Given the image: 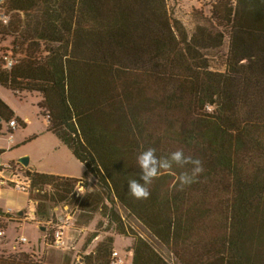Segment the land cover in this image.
Listing matches in <instances>:
<instances>
[{
    "label": "trees",
    "instance_id": "trees-1",
    "mask_svg": "<svg viewBox=\"0 0 264 264\" xmlns=\"http://www.w3.org/2000/svg\"><path fill=\"white\" fill-rule=\"evenodd\" d=\"M8 6L14 14L0 25V42L11 44L0 53L12 51L15 64L6 71L0 58V87L41 97L47 131L94 181L84 208L100 209L107 220L110 235L81 256L83 264H110L117 237L132 239L131 264H171L151 242L176 264H264V0L218 3L211 21L193 32L167 0H8ZM221 27L229 34L225 55ZM14 120L23 126L0 98V135ZM149 147L159 157L183 149L204 171L184 187L164 172L150 197L137 200L127 182L138 178L137 156ZM185 170L173 168L176 175ZM28 173L42 199L40 220H50L54 206L44 190L51 189L55 205L81 197L80 179ZM119 209L147 238L128 228ZM0 264L44 263L20 250L0 253Z\"/></svg>",
    "mask_w": 264,
    "mask_h": 264
},
{
    "label": "rangeland",
    "instance_id": "rangeland-1",
    "mask_svg": "<svg viewBox=\"0 0 264 264\" xmlns=\"http://www.w3.org/2000/svg\"><path fill=\"white\" fill-rule=\"evenodd\" d=\"M235 0H167L169 11L172 15L180 20L188 31L193 32L199 25H205V22L211 21L212 6L218 3L230 2ZM225 37L223 46L220 51L222 55L227 53L228 49V31L224 28H217ZM11 44V39L6 38L4 42H0V46L4 49ZM214 69H221L216 62L212 63ZM0 98L11 107L15 115L20 118L16 130L13 131V138L10 141L7 126L3 127L0 135V150L4 148L5 152L0 156V162L7 165L11 162H17L22 157H29L30 166L39 172H52L58 175H72L81 177L77 188H80L81 195L79 199H74L69 205H55V201L50 197L52 192L48 188L42 192L47 194V203L52 207L50 210V220H40L36 217L35 212L38 208L40 198L34 195L30 196L23 192H19L10 187H4L0 190V206L2 211L11 210L12 213L24 210L28 214L29 221L19 223L13 221L6 230V240L0 244V253L4 255L15 254V239L25 237L28 243L19 247V251L32 254L34 259H38L44 264H64L66 261L71 263L78 261L83 264L82 255H89L93 252L95 246L103 238L110 235L106 232L107 220L101 215V210L92 211L84 208L85 198L89 193L95 191L94 181L90 176H85V167L78 162L72 152L60 143L58 138L48 132V125L44 116H40L37 104L41 102V97L37 95H25L22 97L15 96L9 90L0 87ZM42 200V199H40ZM119 213L123 217V221L134 233L147 238L145 229L135 220L127 217L126 213L119 209ZM34 214V215H33ZM70 218L69 229H67L64 246L61 249L49 246L45 248L44 238L39 226L47 227L51 221L53 226L61 224ZM103 222L101 226L100 223ZM46 229V236L52 235V228ZM129 231V230H128ZM98 236L89 241L92 234ZM129 233H131L129 231ZM132 239L117 237L115 241V250L118 251L125 259V264H131L132 252L127 251L132 245ZM153 247L164 256L171 264H176L166 249L158 243L151 242ZM114 250V251H115Z\"/></svg>",
    "mask_w": 264,
    "mask_h": 264
},
{
    "label": "built area",
    "instance_id": "built-area-1",
    "mask_svg": "<svg viewBox=\"0 0 264 264\" xmlns=\"http://www.w3.org/2000/svg\"><path fill=\"white\" fill-rule=\"evenodd\" d=\"M13 14L14 13L9 10L8 0H0V25H2L3 27L8 26L10 24L11 17ZM5 21L7 22L5 23ZM0 58L4 60V67H3L4 70L6 71L11 70L15 64L12 51H7L6 54L0 53ZM9 64H11L10 68L8 67ZM45 121L48 125L49 120L47 117H45ZM17 127H18V123L15 120L11 121L8 124V129H9L8 134L10 135V141H12L13 131L16 130ZM2 150H4V148ZM0 169H1L0 171V190L1 188H4L7 186L19 192H23L29 195L33 192L32 177L28 173L30 172L28 168L23 167L18 162L17 163L11 162L7 165H3L0 162ZM22 211H23L22 216H15L11 210L3 211L2 214H0V244L6 240L5 234H6V230L8 226L11 224L10 219H13L14 221L19 220L17 221L19 223H22L23 221L24 222L29 221L28 214H25L24 210ZM8 216H10L11 218H8ZM69 221H70V218L67 217L66 221H62L61 224H57L56 226H53L51 221L48 223V226L46 227V229L50 226H53V228H52V235L50 237L48 235L43 236L45 248L49 246H53L58 249L63 248L64 240L66 237V232H67V229H69V223H68ZM14 243L15 245L13 249L16 254V253H20V251L18 250L19 247H22V245L28 243V241L25 237H20L18 239H15ZM35 261L38 263H42L38 259H35ZM110 264H125V259L121 256V254L118 251L115 250L113 251L111 255Z\"/></svg>",
    "mask_w": 264,
    "mask_h": 264
},
{
    "label": "clouds",
    "instance_id": "clouds-1",
    "mask_svg": "<svg viewBox=\"0 0 264 264\" xmlns=\"http://www.w3.org/2000/svg\"><path fill=\"white\" fill-rule=\"evenodd\" d=\"M8 67L10 68L11 64ZM137 164L138 178H130L127 182L128 194L137 200H146L150 197V186L164 172L173 174L180 187H184L196 182L204 171L202 161L185 155L183 149H177L167 157H159L156 149L149 147L138 154ZM174 166L186 170L176 175L173 172Z\"/></svg>",
    "mask_w": 264,
    "mask_h": 264
},
{
    "label": "water",
    "instance_id": "water-1",
    "mask_svg": "<svg viewBox=\"0 0 264 264\" xmlns=\"http://www.w3.org/2000/svg\"><path fill=\"white\" fill-rule=\"evenodd\" d=\"M17 162L19 164H21L23 167L28 168L30 171L34 170V168L30 166V159L27 156L18 159ZM77 193H80V188H77ZM14 215L15 216H22L23 215V211L20 210V211L14 212ZM39 228H40V231L42 233V236H45L46 235V227L39 226Z\"/></svg>",
    "mask_w": 264,
    "mask_h": 264
},
{
    "label": "crops",
    "instance_id": "crops-1",
    "mask_svg": "<svg viewBox=\"0 0 264 264\" xmlns=\"http://www.w3.org/2000/svg\"><path fill=\"white\" fill-rule=\"evenodd\" d=\"M17 117V116H16ZM19 120H20V118L19 117H17ZM35 169V168H34ZM35 171H37L36 169H35ZM37 172H39V171H37ZM39 173H47V174H53V175H58V174H54V173H52V172H39ZM59 176H64V177H71V178H76V179H81V177H76V176H72V175H65V174H62V175H59ZM1 207V206H0Z\"/></svg>",
    "mask_w": 264,
    "mask_h": 264
}]
</instances>
